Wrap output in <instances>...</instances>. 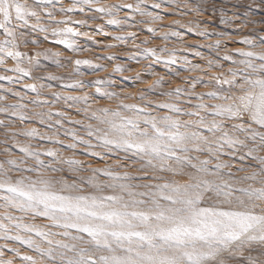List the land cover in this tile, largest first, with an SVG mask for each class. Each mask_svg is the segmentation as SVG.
Returning <instances> with one entry per match:
<instances>
[{
    "label": "snow or ice",
    "instance_id": "snow-or-ice-1",
    "mask_svg": "<svg viewBox=\"0 0 264 264\" xmlns=\"http://www.w3.org/2000/svg\"><path fill=\"white\" fill-rule=\"evenodd\" d=\"M165 6L192 19L169 20L158 31ZM209 12L221 25L264 23L241 19L217 0H0V81L26 90L0 83V264H264V30L231 40L245 47L230 50L222 39L184 44L178 27L231 37L207 27L201 17ZM90 20L103 22L82 30ZM142 30L150 36L138 39ZM37 34L74 54L91 51L81 38L130 47L127 60L147 63L122 79L146 87L112 90L120 87L113 73L133 70L127 63L82 79L81 66L104 71L99 61L116 60L114 52L93 60L21 50L39 44ZM169 37L179 46H147ZM201 47L212 55L205 58ZM41 56L71 70L34 75L46 67ZM156 65L201 75L166 88ZM142 73L154 79L142 81Z\"/></svg>",
    "mask_w": 264,
    "mask_h": 264
},
{
    "label": "rangeland",
    "instance_id": "rangeland-1",
    "mask_svg": "<svg viewBox=\"0 0 264 264\" xmlns=\"http://www.w3.org/2000/svg\"><path fill=\"white\" fill-rule=\"evenodd\" d=\"M69 2V0H64V3L67 4ZM107 2H131V0H107ZM218 4H222L226 9L229 10H234L236 12V14L241 18V19H250V20H255V21H264V0H217ZM259 5V6H258ZM170 9L165 6V9L163 10V13L165 15V20L163 21H158L157 25L158 26V31H167V25L169 20L172 19H180L183 22H186L190 19H192L191 15L189 16H185V17H180V16H172L170 15ZM248 13V17L244 16V13ZM229 15L232 14V11L228 12ZM124 13L121 12V16H123ZM209 17H211V19L209 20ZM75 19H80L82 18L80 15H75L74 16ZM201 19L203 21H205L207 27L210 30H219V31H224V32H229L231 33V37H216V36H212L211 38H202L199 37L198 35L194 34V33H189L187 32V30L185 28H177V30L184 32L185 33V39H184V44L186 45H207L209 43H211L212 41L216 40V39H222V40H228V44H227V48L230 50L232 48H237V47H245V45L240 44V43H231V40H237L240 36L243 35H252L253 33L250 31L251 29H260V30H264V23H249L247 24V26H244L240 23V20H236L235 23H233L232 25H221L219 22V14L218 13H206L203 17H201ZM103 20H97V21H89V28L88 29H82V30H90L91 26L97 23H102ZM141 29H143V25L140 26ZM236 29H239V31H236ZM109 32H116L117 29H115L114 27L112 28H108L106 29ZM135 31L136 29H130ZM38 38L40 39V43L37 45H31L29 44L27 46V48H22L21 50L23 51H27L29 55H36V53L38 51H40L42 48H52L54 51H60L62 53V55L64 56H72L74 59L75 58H80V59H84V58H88V59H95V54H99L101 56H104L108 53H116L117 55V59L113 60V61H107V60H100L99 63L105 64L106 67L104 69V71H97L94 73H88L87 70V66H81V71H84L86 74L82 77V79L86 80V81H91L93 79H95L96 77H104L107 75V73L109 71L112 70L113 65L117 64V63H127L129 64V66L133 69L131 72L129 71H124V72H118V73H113L112 75V80L114 81L115 84L119 85L120 87H116L113 88L112 90L114 91H126V92H137L139 91L141 88L146 87V85L141 82V81H135V83L133 82V80H124L122 79L123 77L127 76V77H134L137 71L141 70V67L143 64L147 63L146 61H141L140 64H137L133 61H129L127 60V53L129 51H133L130 47L128 48H124V47H117L114 49H107V48H102L99 46H94L92 45L91 41L86 40L85 38H81L80 39V43L82 45H86L89 46L91 48V51L88 52H79V53H71L69 52L67 49H65L62 45H57L54 42H52L51 40L49 41H44L42 36H40V34H37ZM150 36V34L146 31V30H142L138 32V39H144L145 37ZM97 40H101L104 43H114V41L111 39V36L108 37H104V36H99L97 35L96 37ZM131 42H129L130 44ZM167 44L169 47L173 46V45H178V42L174 40V38L169 37L167 41L159 39V38H151L150 39V44L147 46H156V45H165ZM200 51L205 53V58L209 57L212 55V53L209 51V49H207L206 47H201L199 49ZM190 59H192L194 62L200 63L201 66H204V58H199V57H195L190 55L189 56ZM40 63L42 65H45L46 67H44L43 69L37 71L36 73H34V75L37 76H45L47 75V73H53L56 75H63L65 74L67 71L71 70V66H69V68L65 69V68H57L55 67V65L52 64L51 61L49 60H45L42 56L39 57ZM9 64H11V61H9ZM227 66V65H226ZM176 68V70L179 72V75H173L172 72H165V70L162 68V66H154L155 70L157 72H159L161 75H164L166 79H168L170 81V83L168 85H166L165 87H175L177 85H181L184 86V81H183V77L185 76H199L201 75V73L198 72H186L182 69V67H180L179 65L174 66ZM212 71H217L216 69H213ZM3 74V73H0ZM9 75H11V73H8ZM152 79H154L151 76H147V75H143L142 73V81H151ZM24 83H33V80H30L28 78H25ZM45 83H56V82H52V81H44ZM0 83H5L4 81H0ZM8 87H14V88H19L22 92L26 91L23 88L20 87L19 84H13V85H7ZM53 91H61V89L57 86L54 89H52ZM87 91H94L93 88L89 87L86 89ZM205 90L203 88V86H199L197 88V91H202ZM44 91H49L48 89H45ZM66 94H78L75 92L72 93H68L67 90H64ZM34 93H31L30 91H28L27 93V97L28 99H31L34 97ZM15 101L14 97L9 96L8 102L12 103ZM25 103H27V100L24 101ZM132 102V101H129ZM101 103H107V101H101ZM29 107H31V105H29ZM55 109H59L60 105H53L52 106ZM61 110H66V109H61ZM3 116H0V119H2ZM16 127H19V123L17 122V124L15 125ZM25 127L29 126L28 124L24 125ZM43 130V129H42ZM63 139V137H61ZM0 139H3V136L0 135ZM45 146H50V145H45ZM4 145L0 144V148H3ZM18 154V153H17ZM78 159H82V160H86V159H90L88 157H84V156H78ZM94 166H100L99 164H96ZM128 171H134V169H128ZM0 243H3V241H0ZM22 251H29L27 249L22 248ZM31 254V253H29ZM8 256H11L12 253H7ZM16 264H19V261H16Z\"/></svg>",
    "mask_w": 264,
    "mask_h": 264
}]
</instances>
